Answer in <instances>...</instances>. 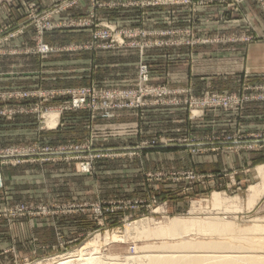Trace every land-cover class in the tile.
I'll return each instance as SVG.
<instances>
[{"label":"rangeland","instance_id":"obj_1","mask_svg":"<svg viewBox=\"0 0 264 264\" xmlns=\"http://www.w3.org/2000/svg\"><path fill=\"white\" fill-rule=\"evenodd\" d=\"M210 1L223 7L225 17L213 19L212 28L231 34L204 36L206 18L199 16L204 0H190V4L188 0L66 2L72 6L60 13L82 8L69 13L67 21L56 20L55 26L76 32L51 45L62 43L68 52L125 45L130 49L123 56L132 58V70L126 84L91 85L111 77L99 68L93 75L88 56L76 62L71 53L62 62L68 72L63 78L68 87L65 110L78 112L79 117L73 130L58 137L33 133V127L55 126L57 113L46 114L39 107L8 109L0 103V162L4 163L0 172L24 164H51L53 176L43 183L38 176L31 178L38 174L35 170L31 175L20 172L16 176L21 180L0 192V264H73L66 262L86 256L130 264L125 258L157 253L147 247L157 249L162 243L198 246L230 239L198 231L179 237H141L140 230H132L138 221L154 230L173 218H218L231 223L236 232L230 240L236 245L242 237L264 238V195L252 208L246 205L247 188L257 182L253 169L264 166V66H260L264 54L251 52L246 58L248 46L264 41L259 27L264 28V20L257 25V16L251 14L256 9L264 14V0ZM2 2L7 0H0V6ZM61 6L42 12L50 14ZM188 6L190 14H195L190 19L182 16ZM57 15L52 13L51 20ZM26 26L32 29L34 49L40 42L47 44L45 34L40 36L31 23ZM11 29L10 25L0 28L3 45L21 34ZM243 31L248 34H236ZM257 55L260 67H255ZM100 56L101 63L116 60ZM173 62L178 68H169ZM140 64L147 67L146 83L139 81ZM58 68L52 62L50 69ZM75 68H84V82L70 76ZM28 70L38 71V66L31 63L22 69ZM188 75L196 80L213 78L217 85L210 91L200 85L181 86ZM159 79L163 83H157ZM86 90L91 91L87 106L71 109V94ZM42 95L38 91L22 99ZM213 96H233L234 101L228 109L203 108L200 103ZM10 98L11 94H0L2 102ZM126 102L139 106L121 107ZM69 118L64 119L65 125ZM47 148L53 151L44 153ZM86 161L88 172L80 169ZM62 163L81 177L69 175L61 182L56 174L63 170ZM1 180L0 190L4 188ZM27 186L35 192H20ZM212 193L220 194L219 207H212ZM243 229L251 230L240 233ZM113 233L119 238L104 242ZM88 242H97V247L84 256L77 253Z\"/></svg>","mask_w":264,"mask_h":264},{"label":"crops","instance_id":"obj_2","mask_svg":"<svg viewBox=\"0 0 264 264\" xmlns=\"http://www.w3.org/2000/svg\"><path fill=\"white\" fill-rule=\"evenodd\" d=\"M68 0H7V2H2L0 6V28H4L6 26H11L14 31H19L21 34H18L16 38L11 40L9 43H6L3 45V42H0V47L3 48V50H11L9 52H0V94H11L12 98L0 101V103H4V107L8 109H33L34 107H39L41 111L43 110L46 114L55 112L57 113V120L55 126L51 128L45 127V130L39 129L37 130L36 127H33V133L34 135L38 136H51V137H58L59 134H61L63 131L66 130H73L76 127L77 117H79L78 112L68 111L65 110V107L67 106V97L66 94H64L65 90L68 88L67 83L65 79L67 71L63 70L62 62H66L67 57L71 56V53L74 55L72 57H75V61L78 62L80 58L84 57V55L88 56L87 60L90 59V67L92 68L90 71L94 74L97 72V68L102 69V73H107V75L111 78H108L107 80L102 81H91V85H97L99 84L101 87L108 86V85H114V84H126V79L128 78V72L132 70V58H124L123 55H125L128 48L127 46H119L114 47L113 49L109 50H78L68 52V49L62 45V43L59 44V46L51 45L52 43L62 42L63 36L68 35V33H74L76 31H68L65 29H56L51 32L45 33L44 35V42H46L48 45L53 46L55 49V53L49 54L47 56H40L38 54L34 53V44L32 42V29L27 25L25 18V15L28 13V5H32L37 9L38 11H46L51 10L54 7L61 6ZM210 0H204V8L201 10L203 18H206V24L204 26V36H212L215 34L216 36H222V35H228L231 33H226L225 31H228L227 29H213L214 26L212 24L213 19L219 18H225L224 15L221 12V9H223L222 6L211 4ZM80 3V1H79ZM79 3L77 5H79ZM82 3V2H81ZM249 4V3H248ZM82 8V6L80 5ZM80 7H75L72 12L79 11L78 9ZM190 6L186 7V9H183L186 14L182 16H187L188 19L190 17H195V14L191 12L190 14ZM72 12L64 11L60 13L59 15L55 16L53 20L56 22V20H68V14H72ZM252 16H257L258 18V24L261 23L262 20H264V14H262L259 10H255L251 12ZM198 16V14H197ZM227 17H229L227 15ZM233 19L234 16L232 17ZM259 27L262 28V34L264 35V28L260 25ZM13 31V32H14ZM81 33V36H85L86 34L82 31H79ZM237 35H247V31H243L241 33H236ZM88 37V35H87ZM76 43V42H75ZM79 43V42H77ZM1 50V49H0ZM138 52V51H136ZM246 58L248 57L249 53L254 52H262L264 54V41L262 43L252 44L247 47L246 49ZM104 55L105 57H113L116 60L113 62H110L108 59L104 63H101V56ZM115 55V56H114ZM260 56V55H259ZM258 55L255 56V67H260L264 65L259 66V57ZM70 57V58H72ZM264 59V56L262 60ZM84 61V59L82 58ZM105 60V59H104ZM52 62H55V64L58 63L59 68L57 70L52 71L51 65ZM264 62V60H263ZM34 63L38 66V71H22V69H28L30 64ZM247 63V61H246ZM174 64V62H173ZM171 64V67L169 68H178L177 64ZM247 65V64H246ZM64 66V65H63ZM250 67H254L252 64ZM247 67V68H250ZM66 68V67H65ZM82 69V70H80ZM84 68H75L74 72H70V76L73 75V77H76V79H79V81L84 82L85 78V72L83 70ZM88 70V66L85 69ZM160 72V70H158ZM99 76V75H98ZM188 79L183 81V85L181 86H194L197 87H204L207 91L213 90L214 86L217 85L215 82H213V78L210 77H203L201 79L196 80L195 78L191 77V75L187 77ZM22 80H26L28 84H21ZM94 80V79H93ZM219 81V79H217ZM128 81V80H127ZM87 82V81H86ZM163 83L161 79L159 81L157 80V83ZM170 82V81H169ZM173 83V82H171ZM180 87V86H179ZM179 87H173L179 88ZM188 88V87H187ZM190 88V87H189ZM179 90V89H178ZM43 93L42 98H31V100L22 99L18 96V94L23 93H29L32 95L37 93ZM50 93V94H49ZM16 94V96L14 95ZM31 97V96H30ZM33 104V107L32 105ZM1 106V105H0ZM30 114L36 113V112H28ZM37 115V114H35ZM32 115V116H35ZM70 118H69V117ZM69 118V125H65L64 119ZM45 123V121L43 122ZM11 124V123H9ZM33 125V124H32ZM2 127L0 125V130L2 131ZM251 156V155H250ZM253 159V158H251ZM59 166V165H57ZM63 167V170H60L59 174H56V176H60L61 182L65 181L66 178L71 175V177L78 178L81 176L76 175L73 170L71 171L66 170L65 168L69 166L68 164L62 163L60 165ZM71 166V165H70ZM51 164H24L18 167H12V168H4L3 171H1V175L3 178V184L4 188L0 190V192H3L4 189H7L9 186V183L14 182V186L18 183V180H21V177L16 176L17 173L24 172L27 175H31V171L35 170L38 174L31 175V178L34 176H38L39 179L42 180L43 183H46L49 181V178H52V171L49 169ZM72 169V168H71ZM30 170L28 173L27 171ZM32 180V179H31ZM32 182V181H31ZM12 184V185H13ZM22 184V183H21ZM24 185V184H23ZM31 186H27L26 188H20V192H35L34 190H31ZM12 189V188H11ZM18 188H16L15 191H17ZM25 190V191H24Z\"/></svg>","mask_w":264,"mask_h":264},{"label":"bare ground","instance_id":"obj_3","mask_svg":"<svg viewBox=\"0 0 264 264\" xmlns=\"http://www.w3.org/2000/svg\"><path fill=\"white\" fill-rule=\"evenodd\" d=\"M253 174L257 178V182L247 188L248 195L246 197V205L248 208H252L264 195V166L254 168ZM210 198L212 207H219L221 201L220 194L212 193ZM132 230L136 232L140 230L139 234H141V237H179L198 231L202 233L230 236V239H233L232 234L236 232L231 223L218 218H173L170 219L165 226H159L154 230L145 227V221H138L134 224ZM250 230L251 229H247L239 232L247 233ZM260 230L261 229H259V231ZM118 238L116 233H113L106 236L104 242L114 241ZM230 239H228L230 242L227 240L228 243L227 241H225V243L223 241L222 244L207 243L199 244L198 246L191 245L188 242L175 243L172 245H165L166 243H162L159 248L156 247L157 249L147 247V249L149 248L148 250L154 249V251H152L157 253H148L150 252L148 251L147 254L143 256L128 257L125 258L124 261H129L130 264H264V238L253 240L242 237L240 240L241 243L237 245ZM97 244V242H88L77 249V253H81V255L84 256L85 253L93 251L92 249L96 248ZM98 259L92 257L88 258V256H86L85 258L81 257L76 260L71 258L66 263L124 264L123 261H118L116 259H108L104 262L100 261L102 260L100 257Z\"/></svg>","mask_w":264,"mask_h":264},{"label":"built area","instance_id":"obj_4","mask_svg":"<svg viewBox=\"0 0 264 264\" xmlns=\"http://www.w3.org/2000/svg\"><path fill=\"white\" fill-rule=\"evenodd\" d=\"M188 1H189L188 3L190 4V0H188ZM240 1L242 2L244 0H240ZM259 1H261V0H259ZM71 6H72V3L66 4V2H65L61 7H58L55 11L51 12L50 14H47V13L38 11L32 5H28V8H27L28 9V14H27L28 16H27V19H25V20L27 23H29V25L31 23V25L34 26L35 32H40L41 33L40 36L41 35L43 36L45 33L51 32V31L56 30V29H61L60 25H59V28H57V26H55L56 22L54 20L53 21L51 20L52 13H55V15H57L58 13L63 11L66 7H71ZM1 33H2V31H0V34ZM33 51L35 54H38L40 56H47L49 54H52V52H55L54 49H52L49 45H47L43 42H40L39 45ZM138 75H139L140 83H146L147 82L148 71H147V67L144 64L139 65ZM90 92H91L90 90H86V91H81V93H76V94L72 93L71 94V98H72L71 109H80V108L86 107L87 106V99H88ZM26 94L29 95V93H21V94H18V96L20 98H26ZM125 95L126 94H123L121 97H123ZM220 98H222V97H214L213 96V97L209 98L207 100V102H205V103L201 102L200 104L203 108L204 107H208V108L220 107L223 109H228L229 106L234 101L233 96L225 97L223 99H220ZM124 100L127 101L128 98H126ZM235 103L237 104L236 100H235ZM124 105H126V107H133V108H136L139 106L137 102L135 105L133 103H129V102L127 103L126 102L121 107H124ZM72 149H74V151L78 150L77 147H74ZM45 150H46V152H44V153H49L47 151H53L51 148H47ZM69 150H71V149H69ZM22 162H23V160H22ZM17 163H21V162L17 161ZM2 164H4V163L0 162V165H2ZM89 166L90 165H88V163L86 161L85 164L81 163L80 169H81V171L88 172L90 170ZM1 182H2V180H1V172H0V186H1Z\"/></svg>","mask_w":264,"mask_h":264}]
</instances>
